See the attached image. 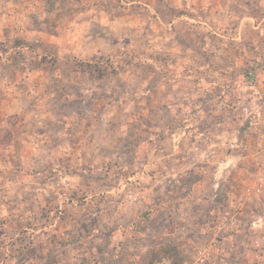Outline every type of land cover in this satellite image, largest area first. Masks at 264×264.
I'll return each instance as SVG.
<instances>
[{"label":"rangeland","instance_id":"1","mask_svg":"<svg viewBox=\"0 0 264 264\" xmlns=\"http://www.w3.org/2000/svg\"><path fill=\"white\" fill-rule=\"evenodd\" d=\"M7 3L11 4L9 10H19L20 15L25 11L20 0H0L1 13H6ZM171 5V0H40L38 16H20L14 23L0 20V64L10 63V67L0 68V73L9 81L27 76L30 81L26 85L31 90L19 102L24 109L18 114L7 116L0 102V127L13 128L0 130V159H10L23 149L32 163L25 164L26 171L31 175L39 170L51 173L52 191L60 189L62 198L77 203L74 208H80V220L85 218L81 209L85 200L95 211L94 218L88 219L95 223L102 219L100 207L107 199V188H116L120 179L132 178L139 168L145 177H151L157 170L156 163L150 160L166 156L171 146L167 139L175 134L171 128L189 127L185 121L201 120L196 115L199 105L190 103L200 74L208 77L216 72L222 81L228 80L224 97L203 107L209 121L201 122V126L212 127L217 140L218 136L225 141L232 139L245 122L246 110L258 109L254 98L264 78V66L257 64L264 63V51H233L230 46L245 41L231 42L216 35L226 36L230 26L200 20L196 12L191 14L181 6L173 10ZM192 6L197 8L196 3ZM18 26L19 32L13 33L11 29ZM216 43L226 44V51L217 60L208 51ZM203 62L211 68L203 69ZM232 78L240 80L236 85L228 84ZM28 88L24 84L17 90L26 92ZM187 90L194 92L192 98L186 96ZM190 126L199 127L200 122ZM262 132L256 129L244 137L241 131L248 151L232 152L222 145L224 156L219 163L211 158L203 164L195 153L191 154L190 164L186 165L191 172L186 173L181 185L175 186L176 181L169 178L166 188L177 187L181 191L178 199L205 209L203 213L213 233L218 230L214 231L217 221L211 223L218 206L221 212L231 215L234 207L241 205L239 225L234 227L237 237L229 244V250L246 251L249 260H237L236 264H264V192H247L255 182L252 174L257 163L252 157L256 138ZM187 140L185 136L182 141ZM180 141L181 138L173 146L177 147ZM9 144H13L14 152H5ZM137 154L141 161L136 164ZM172 159L165 164L167 173L170 168L179 172L184 166ZM19 162L12 165L14 169H18ZM221 162H226L227 168L219 180L221 186L214 189V175ZM60 177L64 179L61 184ZM129 181L128 187L133 188L134 182ZM19 190L11 197L8 191L1 190V196L19 209L33 210V233L24 236L28 241L25 250L18 248L23 252L9 257L3 254L1 244L11 234L7 228H0V264H53L52 260L41 261V246L31 240L41 228V207L37 208L41 206V193L39 196L32 192L31 186ZM62 211L64 220L65 209ZM54 215L52 223L59 219V211ZM225 232L224 228L220 231ZM108 234L104 228L103 235ZM130 237L128 245L118 238L105 247L100 240V259L95 264H147L150 258L133 257L137 239ZM123 247L129 256L123 257ZM224 262L235 264L231 258Z\"/></svg>","mask_w":264,"mask_h":264},{"label":"crops","instance_id":"2","mask_svg":"<svg viewBox=\"0 0 264 264\" xmlns=\"http://www.w3.org/2000/svg\"><path fill=\"white\" fill-rule=\"evenodd\" d=\"M20 1L23 8H25L22 15L18 14L19 10H9L7 7L11 4L7 3L5 8L7 11L6 13L5 11L3 13L0 12V20L1 18L3 20L7 19L14 23L20 16L26 19L30 17V14L35 13L36 16L41 14V11H38L40 0ZM195 3L197 4V8L192 6ZM171 4L173 10H178L181 6V9H188L191 14L196 12L200 20L217 21L219 26H230L229 29H227L228 32L225 34L226 36L223 35L224 33L216 35L230 40L231 42L245 41L244 44L237 43L236 45L230 46L233 51H241V53L244 50L250 52L264 51V0H171ZM173 24L174 21L171 25ZM19 28L21 27L18 26L17 29L11 30L13 33L16 30L19 32ZM203 28L204 31L207 30V28ZM247 39H249V41ZM231 42L228 43L231 44ZM224 45L226 44L220 45V43H216V46H212L208 49V51L214 55V59L217 60L219 55H222L223 51H226ZM232 50L228 51L231 52V55H233ZM204 51L206 52V50ZM237 63L239 64L238 61ZM29 64H31V62H29ZM259 65L260 64H257V66ZM210 66L211 65L207 62H203L202 68H211ZM254 66L255 65H252V67ZM257 66L255 67L257 68ZM4 67H10V63L0 64L1 69ZM5 77L6 76L0 73V88L6 85L5 90H3L4 92H0L2 93L0 94V102L5 114L7 113V116H10L23 111L24 108L19 105V102L26 98L31 91L30 87L26 85L29 84L30 79L25 76L23 79H18L19 81H16L17 78H9V81ZM232 79L228 84L232 82V84L236 85L240 80L238 78ZM193 80L196 81V79ZM227 81L228 80L222 81L216 72L208 77L200 74L196 82L195 97L190 102L199 105L196 107V115L198 119H201L198 121L200 122V126L191 127L192 125L190 126V124L198 123L192 122L191 119L185 121L189 127H172L171 129H173V133H175L172 135L174 139L173 137H169L167 139L169 141L166 140L171 144L169 151L166 152V156L162 157V155H159L158 159L151 158L150 160V163H156V173L152 174L151 177H145L144 172L139 168L132 178L126 177L120 179L116 188H107L105 195L107 199H105L100 207L102 212L99 217L102 219L96 223L88 219L89 217H92V219L94 218L95 211L93 212L92 206L89 205L87 200H85L86 202H84L81 207L85 218L80 220L78 213L80 208H74V206L77 207V203L71 201V199L62 198L63 193L60 189L54 188V191H52L53 189H51L52 187L50 184L51 173L39 170L37 173L31 175L26 171V165L32 163L27 159L23 149L15 156L11 155L12 157L10 159H0V228H7L9 234H11V236H7L3 243L1 242L3 246L2 249H5L3 254H6L5 256L14 257L22 253L23 250H25L26 244H28V241L24 240V236L26 234L32 235L34 229H30L31 226H34V223H32L33 210L30 208L26 210L24 207L19 209V207L5 201L6 199L3 200L6 198H2L1 196L3 195V190L8 191L7 193L11 197L19 188L31 186L34 188L32 192L35 191L39 196L41 193V206H37L38 209L41 207V228L37 231L38 234L34 235L31 239L34 245L41 246V261L48 259L52 260L53 264H95L97 259H100L97 255L100 240H103V246L105 247L114 243L118 238L123 239L124 244L128 245L127 243L131 238L130 236H133L137 239V243L134 245L137 252L136 254L134 253L133 257L152 258L155 256L160 262H165L166 264H196L198 249H200L203 243L211 244L212 240L216 238L217 235H219V246L213 249L214 258L205 264H228L224 261L230 258L235 264L237 260L248 261V252L236 251L233 248L231 251L229 250L231 248L229 244L232 245L237 237L234 232V227L228 232L223 234L220 233V231H222V229H220V222L232 214L226 215L221 212V206H218L215 211L217 212L214 218L215 221L213 220L211 222L214 223L217 221L214 231L216 229L218 230L214 232L216 233L214 234L213 230L209 231L210 225L205 218L206 213H203L205 209H202V207L197 209L195 205L178 199L177 197L181 191H178L177 187L166 189L169 187V178H173L176 181H174L175 186H177V184L181 185L182 179L185 177L186 173L191 172V169H187L186 166L190 164L191 159L189 156L191 154L195 153L203 164L210 162L211 158L219 163L223 158V148L218 145V140L214 134L213 128L205 127L206 125L201 126V122L204 124L209 121L206 120L208 114L203 107L210 104L208 102L211 100L218 103L224 97V86L227 84ZM24 84L26 88L29 87L26 92L24 89V93L18 91L17 89L19 86H23ZM185 93L189 98H192V93L194 94V92L191 93L188 90L185 91ZM190 108L191 105L188 106V110ZM185 109H187V106ZM188 110L184 112H189ZM213 115L215 116L216 114L214 113ZM4 128L9 130L13 129L12 127H0V130ZM185 136L188 139V144L182 141ZM208 137L211 139L210 142L206 141ZM180 138L181 143H179L177 147H174V142ZM149 142L151 141L149 140ZM10 151L14 152L13 144H9L6 147L5 152ZM35 155H37L36 158L39 161V154L37 153ZM172 158L175 159L176 163L184 164V166L181 167L179 172L174 173V170L170 168V172L167 173L165 164L168 163L167 161L173 160ZM17 160H20L19 166L18 169H14L12 165L16 163ZM138 161H141V155L137 154L135 163L137 164ZM158 171L162 174L161 176H158ZM54 178L58 179L56 176ZM63 180L62 177L59 178L60 184ZM129 180H132L134 184L137 183V185L141 187V202L133 209L120 208L117 204V199L122 195L125 187L129 186ZM170 180L172 181V179ZM213 188L215 189V184ZM174 192L175 195H173ZM49 199L54 202L47 201ZM51 206H53V209ZM62 208L65 209L64 218H66L64 220L58 219L57 221H55V218L52 223V216L54 214V216H56L58 211L60 213ZM50 209H52L51 212ZM207 211L209 213L210 209H207ZM238 225L239 223L237 226ZM104 228H107V232H110L108 236L103 235ZM96 230H99L100 233H96ZM226 233L227 237L224 236ZM136 239H134L135 242ZM196 244H199V246L191 251V247ZM143 246L146 247L145 251L139 250V248H143ZM18 248H23V250L20 249L21 251H18ZM109 248L111 249V246ZM224 248H226V250H224ZM122 250L125 253L123 257L129 256L126 248L123 247ZM93 257L96 259L94 258V260Z\"/></svg>","mask_w":264,"mask_h":264},{"label":"built area","instance_id":"3","mask_svg":"<svg viewBox=\"0 0 264 264\" xmlns=\"http://www.w3.org/2000/svg\"><path fill=\"white\" fill-rule=\"evenodd\" d=\"M23 32V31H21ZM264 63H260V66ZM255 98L258 109L256 112H248L246 110L245 122L241 125V130L235 134V136L229 141H225L224 137L218 136V145L222 147V145L227 146V149L235 152V151H248L249 147L246 143L243 142L241 131L243 132V136L247 137L248 134L253 133V130L262 129L264 130V78L260 82V88L256 91ZM224 107H228L225 103H223ZM256 150H254L255 154L252 158L256 161L257 165L252 174V178L254 179L253 187H249L247 192L251 195H262L264 192V132H262L256 138ZM207 142H210L211 139L208 137ZM226 162H221L216 169V173L214 175V180L216 181L215 188L218 189L220 187V179L222 178L223 171L227 168L224 167ZM133 185V188L126 186L122 192V195L119 196L117 200V204L120 208H131L133 209L138 203L141 202L142 198V190L137 183ZM59 219L63 216V211L60 210ZM241 205H237L233 209V213L231 216L222 220L220 229H225L226 232L230 231L232 227H235L238 223V216L242 213ZM99 233V230L95 231ZM219 246V235L216 236L212 240V243L209 246H201L197 251V260L196 264H205L214 258L213 249ZM157 264H166L165 262H158Z\"/></svg>","mask_w":264,"mask_h":264},{"label":"trees","instance_id":"4","mask_svg":"<svg viewBox=\"0 0 264 264\" xmlns=\"http://www.w3.org/2000/svg\"><path fill=\"white\" fill-rule=\"evenodd\" d=\"M159 261V259L155 256H153L152 258L148 259V263L147 264H157Z\"/></svg>","mask_w":264,"mask_h":264}]
</instances>
